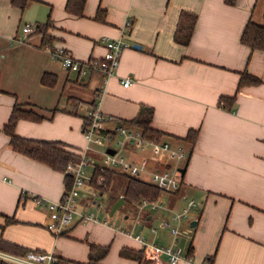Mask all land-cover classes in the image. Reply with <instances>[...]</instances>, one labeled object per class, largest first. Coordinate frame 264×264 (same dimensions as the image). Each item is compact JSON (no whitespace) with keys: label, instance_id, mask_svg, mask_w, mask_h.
I'll list each match as a JSON object with an SVG mask.
<instances>
[{"label":"crops","instance_id":"crops-1","mask_svg":"<svg viewBox=\"0 0 264 264\" xmlns=\"http://www.w3.org/2000/svg\"><path fill=\"white\" fill-rule=\"evenodd\" d=\"M65 3L29 0L20 8L0 0L2 247L54 252L58 264H87L89 255H100L104 247L106 254L96 264H167L165 255L155 258L149 247L122 231L168 245L170 234L160 221L194 199L197 205L177 237L192 261L180 264H264V51L240 43L248 21L264 26V0H86L81 17L69 14ZM98 11L104 12L102 22L94 19ZM185 12L196 21L189 43L181 45L173 36ZM48 20L46 34L53 40L41 47L34 30ZM25 24L34 30L25 33ZM102 38L130 44L111 76L93 71L78 78L54 59L59 49L81 62L99 58ZM244 71L260 83L238 89ZM44 74L47 81L54 79L52 86L41 83ZM98 97L101 112L113 119L109 127L136 118L142 107L152 109L150 127L188 151L181 186L157 198L169 210L145 209L135 220L132 203V222L125 227L78 222L54 236L45 228L47 210L35 199L58 201L65 175L13 151L3 129L13 107L32 110L42 119L17 120L15 135L56 142L77 157L84 146V122L82 114L71 112L72 104L92 105ZM223 98H234L231 109L223 108ZM189 131L196 133L193 144L185 140ZM134 154L164 168V157L150 148ZM123 218L129 217L123 213Z\"/></svg>","mask_w":264,"mask_h":264},{"label":"built area","instance_id":"built-area-1","mask_svg":"<svg viewBox=\"0 0 264 264\" xmlns=\"http://www.w3.org/2000/svg\"><path fill=\"white\" fill-rule=\"evenodd\" d=\"M129 24L130 22H127L125 26L128 27ZM24 30L27 34L31 33L34 30V25L25 24ZM100 42L103 44L104 53L99 58L81 62L59 49L54 55V59L59 60L63 69L74 72L78 78H83L93 71L101 72L105 77L111 76L118 65L122 51L129 48L130 44L122 39L102 38ZM128 84L129 80H124L123 86L126 87ZM71 112L82 114L84 146L80 154L70 161L62 171L69 179V186L65 188L58 201L47 202L42 198L35 199L37 204L44 206L47 210L48 222L45 228L52 235H62L71 225L78 222L108 224L106 220L97 218L94 213L95 209L102 206L100 196L103 194L101 189L104 186V181L100 174L105 171L140 178L167 194L176 193L180 189L181 174L178 169L185 164L188 157L187 149L181 144L171 145L163 139H149L144 136L141 129L122 123H116L109 127V123L113 119L101 112L99 97L92 105L74 102ZM144 148H150L156 154L164 157L163 169L151 167L150 161L146 157H141L138 160L134 158V153ZM107 149H112L114 154L107 153ZM95 159H98L97 163H94ZM95 173L98 175L95 176ZM81 202H85V205L90 206L92 210L82 209ZM196 205L194 199H186L180 210L171 212L170 219L160 221L159 226L167 229L170 234L171 240L168 245L158 246L147 243L140 234L133 235L132 230L122 232L128 236L132 235L135 240L149 247L155 258L161 254L165 255L167 264H180L182 261L191 262V257L183 254L182 249L178 246L177 237ZM133 206L136 211V218L133 217L135 220L145 209L169 210L157 200L140 199L133 202ZM0 262L5 264H58L59 259L54 252L29 250L24 255H15L0 250Z\"/></svg>","mask_w":264,"mask_h":264},{"label":"trees","instance_id":"trees-1","mask_svg":"<svg viewBox=\"0 0 264 264\" xmlns=\"http://www.w3.org/2000/svg\"><path fill=\"white\" fill-rule=\"evenodd\" d=\"M29 0H11V3L20 8H24ZM86 0H66L65 10L74 16L81 17L83 12V7ZM98 21H104V12L98 11L95 18ZM196 21V16L189 13H182L180 15L173 39L177 44L187 45L189 43L190 37L193 32L194 24ZM49 27V20L44 24H37L34 30V34L41 35V47L50 45L52 38L46 34ZM240 43L248 47L251 51L262 50L264 51V26L258 25L251 21H248L241 33ZM48 76L43 75L41 83L44 85L52 86L54 84V79L47 81ZM260 81L255 76H252L247 71H244L240 75L238 82V89L247 85H257ZM223 108L231 109L233 106L234 98H223ZM153 111L151 108L142 107L139 115L127 122H120L129 126H134L143 131L144 136L149 139H163V134L157 130L150 127L152 121ZM28 119L31 121H40L42 119L37 113L32 110H23L17 106L13 107L11 115L8 122L4 126V133L9 136V145L12 150L19 153L20 155L27 157L31 160L44 164L53 170L63 171L65 166L76 157L59 147L56 142L48 141H35L23 139L15 135L14 126L19 119ZM196 137V133L189 131L185 140L186 142L193 144ZM98 173H95V176ZM104 181V186L102 187V192L111 193V199L113 198L112 204H114L118 198L112 196L113 190L120 191L126 205L137 202L140 199L147 200H157L161 195V191L156 187L148 184L145 180L136 177H127L117 174L112 171H105L100 174ZM69 186V179L65 176V187ZM5 242L0 241V249L4 251L13 252L15 255H24L29 250H21L19 248L10 246L2 247ZM5 245V244H4ZM103 251L100 255L92 256L89 255V260L87 264H96L100 258H102L107 251V248H101ZM15 252V253H14ZM0 264H4L0 262Z\"/></svg>","mask_w":264,"mask_h":264},{"label":"rangeland","instance_id":"rangeland-1","mask_svg":"<svg viewBox=\"0 0 264 264\" xmlns=\"http://www.w3.org/2000/svg\"><path fill=\"white\" fill-rule=\"evenodd\" d=\"M82 137H83V134H81ZM84 138V137H83ZM183 147H185L183 144H182ZM121 192L120 191H117V190H113V193H112V196H114V198H120L122 195H120ZM162 196H166L167 193H161ZM111 193L109 192H103V194L100 196L101 198V203H102V206H100L98 209H95L94 210V213L96 215L97 218H99L100 220H106L109 224H112L114 226H117V227H125V225L128 223H131L132 222V217H130V214H129V210L131 208V205H120V206H123V207H120L118 208L114 214L112 216H109V210L110 208H112L113 204V198L111 199ZM175 201V200H173ZM158 202L160 203H163L165 204V201L163 200H159ZM176 205L179 206L181 205V203H178L176 202ZM123 213L127 214L128 215V219H124L123 218ZM188 221H189V218H188ZM138 230V229H137ZM137 230H135V232H137Z\"/></svg>","mask_w":264,"mask_h":264},{"label":"water","instance_id":"water-1","mask_svg":"<svg viewBox=\"0 0 264 264\" xmlns=\"http://www.w3.org/2000/svg\"><path fill=\"white\" fill-rule=\"evenodd\" d=\"M133 48L141 49L140 46L137 45V44H134V45H133ZM106 151H107V153H109V154H111V155L114 154V151H113L112 149H107ZM186 165H187V162L185 163V165H184L183 167H181V168L178 169L179 172H180V174H181V176H183L184 173H185ZM122 204H124V200H123V197H120V198H119V199L113 204V206H112V208H111V210H110V212H109V216H112V215L114 214V212H115V211L119 208V206L122 205ZM193 225H194V224L192 223L191 226H193Z\"/></svg>","mask_w":264,"mask_h":264}]
</instances>
